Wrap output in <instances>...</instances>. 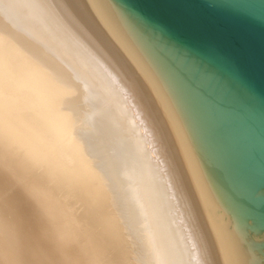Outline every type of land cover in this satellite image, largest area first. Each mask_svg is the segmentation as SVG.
I'll use <instances>...</instances> for the list:
<instances>
[{"label": "bare ground", "instance_id": "bare-ground-1", "mask_svg": "<svg viewBox=\"0 0 264 264\" xmlns=\"http://www.w3.org/2000/svg\"><path fill=\"white\" fill-rule=\"evenodd\" d=\"M0 264H204L143 114L61 0H0Z\"/></svg>", "mask_w": 264, "mask_h": 264}, {"label": "water", "instance_id": "water-1", "mask_svg": "<svg viewBox=\"0 0 264 264\" xmlns=\"http://www.w3.org/2000/svg\"><path fill=\"white\" fill-rule=\"evenodd\" d=\"M143 114L204 264H264V0H61Z\"/></svg>", "mask_w": 264, "mask_h": 264}]
</instances>
